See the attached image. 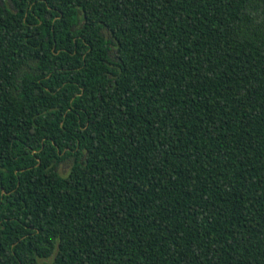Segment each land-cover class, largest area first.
<instances>
[{"label":"trees","instance_id":"1","mask_svg":"<svg viewBox=\"0 0 264 264\" xmlns=\"http://www.w3.org/2000/svg\"><path fill=\"white\" fill-rule=\"evenodd\" d=\"M50 257L264 264V0H0V264Z\"/></svg>","mask_w":264,"mask_h":264},{"label":"rangeland","instance_id":"2","mask_svg":"<svg viewBox=\"0 0 264 264\" xmlns=\"http://www.w3.org/2000/svg\"><path fill=\"white\" fill-rule=\"evenodd\" d=\"M60 171L62 172V168H60ZM51 261H52V257H50V258H48V259L40 260V262H41L42 264H49Z\"/></svg>","mask_w":264,"mask_h":264}]
</instances>
